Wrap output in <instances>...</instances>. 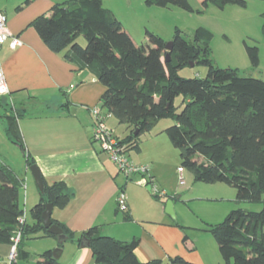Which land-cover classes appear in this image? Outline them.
I'll return each mask as SVG.
<instances>
[{
    "label": "trees",
    "instance_id": "trees-1",
    "mask_svg": "<svg viewBox=\"0 0 264 264\" xmlns=\"http://www.w3.org/2000/svg\"><path fill=\"white\" fill-rule=\"evenodd\" d=\"M145 4L194 12L189 0H145ZM210 5L220 10L227 6L245 9L247 1L203 0L204 8ZM262 18L264 33V13ZM33 26L51 51L63 53L67 61L91 72L106 88L102 109L131 131L121 141L128 153L139 151L141 135L151 132L161 120H175L176 124L165 132L179 150L180 168L188 169L198 182L235 188L237 202L263 203L258 212L231 211L222 223L210 226L208 232L225 261L264 264V81L242 78L234 69L216 67L211 48L214 35L202 27L192 37L176 30L166 62L167 44L162 37L147 31V42L138 45L115 14L104 7L103 0L59 4L51 16L39 17ZM80 37L85 38V47ZM245 47L252 65L258 67L259 48L247 44ZM191 64L208 67L206 78L180 77L179 72ZM179 96L185 97L181 112L175 106ZM2 103L0 99L7 137L27 156L30 168L35 161L27 155L19 128L21 111ZM21 184L9 168L0 165V244L12 245L16 233L21 232L17 261L13 264L30 258L25 241L37 235L55 237L44 228L42 215L46 205L51 203L62 209L72 197L66 184L48 185L44 180L40 202L30 211L32 222L20 224L25 215L20 203ZM152 194L156 200L163 199L162 193ZM170 200L174 201L173 197ZM127 213L126 219H130ZM52 221L64 230L67 241L74 240L73 233L64 225ZM82 238L88 240L95 264H192L180 256L166 263L141 262L136 254L138 240L121 242L102 235L98 227L84 232ZM183 241L187 242L188 237ZM40 258L58 264L51 251Z\"/></svg>",
    "mask_w": 264,
    "mask_h": 264
},
{
    "label": "crops",
    "instance_id": "crops-1",
    "mask_svg": "<svg viewBox=\"0 0 264 264\" xmlns=\"http://www.w3.org/2000/svg\"><path fill=\"white\" fill-rule=\"evenodd\" d=\"M70 1L0 0V12L8 18L9 32L22 42L21 46L12 48L9 39L0 46V69L4 72L10 91L7 97L14 110L21 111L18 124L27 155L35 161L48 185L64 183L72 195L65 208L54 207L52 212V220L64 225L74 235L73 241L64 242L60 258L56 261L58 264H95L91 249L82 247L80 241L84 232L98 227L102 235L121 242L138 240L136 254L144 263L153 260L166 263L180 256L192 264H234L233 261H225L221 253L202 252L187 234L184 223L171 218L164 210L163 201L153 197L152 185L157 182L158 175L157 159L143 158V153H140L138 159L133 161L129 155V160L135 165L148 168L147 174L133 176H137L133 185L140 191L134 198L125 191L128 181L133 182V178L126 177V182L120 181L118 173L112 169L113 162L109 156L93 142L95 119L91 110L95 107L102 109V96L106 88L91 72L80 70L67 61L63 53L51 51L33 26L39 17L51 16L55 6ZM133 1L129 0L127 4L122 0H103V4L123 23L137 43L136 29L145 35V41L147 31L158 33L150 23L159 19L161 11L154 9L155 6L145 5L144 9L142 0H135L138 3L137 14L132 10ZM189 2L199 13L204 8L203 0ZM210 6L204 9L209 10ZM224 10L237 11L233 6H227ZM4 116L5 112L0 111V117L5 121L4 134L8 138ZM113 119L115 117L112 115L106 123L113 133L116 129L122 131L121 136L114 134L122 141L131 131ZM24 156L29 168L27 156ZM7 165L6 162L2 163V166L9 168ZM16 177L26 190L25 181ZM143 186L147 190L151 187L149 193ZM38 192H25V202L31 201L32 205L39 203V188ZM121 192L125 193L130 219H126V213L120 214L118 196ZM166 193L163 189L162 194ZM226 212L227 208L224 209ZM25 220L29 222L26 217ZM185 236L188 237L187 242L183 241ZM38 239L41 240L42 250L37 253L53 252L61 247L55 237L42 235ZM11 249L12 245L0 244V264H9ZM40 255L19 261L18 264L47 262Z\"/></svg>",
    "mask_w": 264,
    "mask_h": 264
},
{
    "label": "rangeland",
    "instance_id": "rangeland-1",
    "mask_svg": "<svg viewBox=\"0 0 264 264\" xmlns=\"http://www.w3.org/2000/svg\"><path fill=\"white\" fill-rule=\"evenodd\" d=\"M247 8L243 9L237 6L236 12L229 10H220L211 5L209 10L203 7L199 11L187 12L176 7L169 9H159L161 11L159 19L150 23L155 33L162 37L166 44L172 42L176 30H180L185 35L192 37L194 31L200 27L210 30L214 38L211 42L213 52L214 65L221 69H234L242 78H255L264 81V33L263 18L264 0H246ZM128 4L129 0H122ZM145 9V0H142ZM121 5H123L121 3ZM192 5V4H191ZM193 6V5H192ZM230 9V8H228ZM132 10L137 11L138 3L132 2ZM155 23V24H154ZM136 41L138 45L146 43L145 35L135 31ZM82 46H86L84 37H80ZM245 44L256 46L259 48L260 64L254 67L247 54ZM208 74V67L202 65L186 66L179 72V76L185 79H204ZM0 97L2 105L13 106L9 101V97ZM184 96H179L175 100V106L178 112L184 108ZM14 113H17L14 111ZM118 124L116 118L113 119ZM115 124V125H117ZM176 124L175 120L163 119L149 133H144L139 139L140 151H131L130 156L133 161L138 159L140 153L143 158L157 159V182L154 189L158 193L166 190L167 195H163L164 210L170 197L174 199L175 220H179L187 227V234L195 241L198 248L206 253H220L215 238L208 232V228L212 225L222 223L227 215L238 209L258 212L261 211L263 203L237 202L236 189L223 183L208 184L198 182L194 179L193 174L184 168V178L186 184L180 186L178 167H182L179 150L175 148L165 130ZM120 125V124H119ZM121 126V125H120ZM122 127L124 128L123 124ZM5 121L0 117V155L2 161L6 162L8 167L18 176L22 178L27 188L20 187V203L25 212V217L31 221V209L35 206L31 201L25 202V192L29 194L35 191L39 194L36 182L29 168L26 166V158L21 149L6 138L4 134ZM116 136H121V130L116 129ZM129 157V156H128ZM110 159V158H109ZM130 159V158H129ZM111 161V160H110ZM131 162V161H130ZM134 164L133 162H131ZM112 169L118 173L119 180L126 182V176L112 163ZM159 176V177H158ZM137 177V176H136ZM136 177H132L127 183L125 191L134 196H138L140 192L133 184ZM159 181V182H158ZM29 187V189H28ZM145 191H148L143 186ZM149 193V191H148ZM264 200V197H263ZM176 205V207H175ZM227 212L224 213V209ZM122 215V213L120 212ZM40 235L25 241V250L29 253L30 258L36 257L37 253L42 250L40 248Z\"/></svg>",
    "mask_w": 264,
    "mask_h": 264
},
{
    "label": "built area",
    "instance_id": "built-area-1",
    "mask_svg": "<svg viewBox=\"0 0 264 264\" xmlns=\"http://www.w3.org/2000/svg\"><path fill=\"white\" fill-rule=\"evenodd\" d=\"M8 18L6 14L0 12V46L10 39V45L12 48H16L22 45V42L18 37L13 36L7 28ZM6 78L4 72L0 69V96L9 95ZM92 115L95 119V131L92 137L93 142L100 148V150L106 153L110 160L117 166L119 171L123 173L128 179H131L135 175H142L148 173V168L145 166H138L132 164L129 160V153L126 151V145L117 139L113 131L108 127L106 121L112 115L101 107H95L92 110ZM179 184L184 186L186 184L184 178L183 168L178 169ZM152 191L158 193L156 189ZM118 208L120 212L127 213L129 207L127 204L126 196L124 192L118 196ZM20 224H25L26 220L23 216L20 219ZM21 240V232L18 231L13 239L11 253L9 255V264H13L17 261V246Z\"/></svg>",
    "mask_w": 264,
    "mask_h": 264
},
{
    "label": "water",
    "instance_id": "water-1",
    "mask_svg": "<svg viewBox=\"0 0 264 264\" xmlns=\"http://www.w3.org/2000/svg\"><path fill=\"white\" fill-rule=\"evenodd\" d=\"M166 50H167L166 62H168L170 52L172 51V43H169L166 45ZM193 66L194 65L191 64V67H193ZM0 108H1V105H0ZM136 134H137V132H135V135ZM29 169L32 173V176H33L39 190L41 192H43L45 185H44V180H43V177H42V174L40 172L39 167L35 164V165H32ZM150 189H151V187H148V190H150ZM53 209H54L53 204L48 203L46 205L45 211L43 212V215H42L43 224H44V228L48 231L49 234L57 237V240L61 245L67 241V235L64 233V230L61 227H59L58 225L53 223V221H52ZM165 212L168 215H170L171 217L175 218L174 204H173L172 200L167 202L166 207H165ZM81 246L82 247H89V242L86 238H82ZM61 253H62V247L55 249L52 252V258L54 260H58L60 258ZM44 264H49V261L45 262Z\"/></svg>",
    "mask_w": 264,
    "mask_h": 264
}]
</instances>
